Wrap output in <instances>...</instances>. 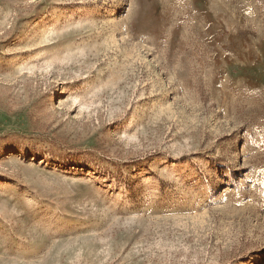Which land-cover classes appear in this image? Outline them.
I'll return each mask as SVG.
<instances>
[{
    "label": "rangeland",
    "instance_id": "1",
    "mask_svg": "<svg viewBox=\"0 0 264 264\" xmlns=\"http://www.w3.org/2000/svg\"><path fill=\"white\" fill-rule=\"evenodd\" d=\"M0 264H264V0H0Z\"/></svg>",
    "mask_w": 264,
    "mask_h": 264
}]
</instances>
